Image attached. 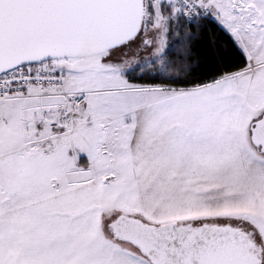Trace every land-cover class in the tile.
I'll return each mask as SVG.
<instances>
[{"label": "snow or ice", "instance_id": "1", "mask_svg": "<svg viewBox=\"0 0 264 264\" xmlns=\"http://www.w3.org/2000/svg\"><path fill=\"white\" fill-rule=\"evenodd\" d=\"M0 264H264V0H0Z\"/></svg>", "mask_w": 264, "mask_h": 264}, {"label": "trees", "instance_id": "2", "mask_svg": "<svg viewBox=\"0 0 264 264\" xmlns=\"http://www.w3.org/2000/svg\"><path fill=\"white\" fill-rule=\"evenodd\" d=\"M174 71H182L183 69L180 66H174L173 68Z\"/></svg>", "mask_w": 264, "mask_h": 264}]
</instances>
